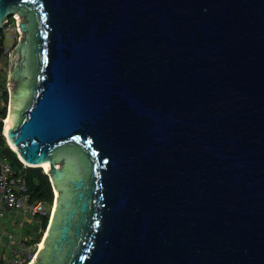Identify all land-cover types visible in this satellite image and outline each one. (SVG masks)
I'll return each instance as SVG.
<instances>
[{
	"label": "water",
	"instance_id": "1",
	"mask_svg": "<svg viewBox=\"0 0 264 264\" xmlns=\"http://www.w3.org/2000/svg\"><path fill=\"white\" fill-rule=\"evenodd\" d=\"M14 13L2 135L57 192L28 264H264V0Z\"/></svg>",
	"mask_w": 264,
	"mask_h": 264
},
{
	"label": "built area",
	"instance_id": "2",
	"mask_svg": "<svg viewBox=\"0 0 264 264\" xmlns=\"http://www.w3.org/2000/svg\"><path fill=\"white\" fill-rule=\"evenodd\" d=\"M14 15V14H13ZM13 17V16H12ZM10 22L6 18L2 22V27L0 29L5 30L6 23ZM15 37L16 40H21L22 32L18 26L15 25ZM12 37L14 34L12 33ZM17 40V41H18ZM8 49V47L6 48ZM7 52L5 47H3L2 55ZM3 67H0V121L2 123L5 121L7 116L9 105H10V81L8 80V71L6 73L5 84L1 81V72ZM8 94V99L5 101L4 95ZM2 109H5V114H2ZM3 126V125H2ZM24 163V161H23ZM24 165H26L24 163ZM21 210L24 214L36 215V214H46L50 210V206L42 201H30L29 194L27 191V186L25 178L21 174H17L9 161L8 157L1 153L0 154V216L3 215L4 210ZM8 239H13L12 233H7ZM26 238H19L15 240V245L11 248V255L8 257L7 263L9 264H28L35 255L37 251L38 243L28 244L25 241Z\"/></svg>",
	"mask_w": 264,
	"mask_h": 264
},
{
	"label": "trees",
	"instance_id": "3",
	"mask_svg": "<svg viewBox=\"0 0 264 264\" xmlns=\"http://www.w3.org/2000/svg\"><path fill=\"white\" fill-rule=\"evenodd\" d=\"M9 21H12V16L8 17ZM4 40H5V30L0 29V57L2 56L3 47H4ZM6 80V72H1V81L2 84H5ZM5 101L8 99V94L5 93L3 96ZM2 114H5V109H2ZM2 121H0V154H5L9 161L11 162L15 172L17 174H21L25 178L27 191L29 194L30 201H42L47 205H51L53 201V190L52 184L50 182L48 174H46L42 167H33V166H26L24 165L16 156L15 151H13L8 144L6 143L3 135H2ZM38 218L39 222L37 224H33L31 229H29V233L31 238L25 239L24 242L28 244L38 243L41 240L42 234L45 230L47 225L49 213L46 214H36L34 215ZM36 218V219H37ZM36 232H33L34 230ZM39 229V231H38ZM0 264H9L6 261H0Z\"/></svg>",
	"mask_w": 264,
	"mask_h": 264
},
{
	"label": "crops",
	"instance_id": "4",
	"mask_svg": "<svg viewBox=\"0 0 264 264\" xmlns=\"http://www.w3.org/2000/svg\"><path fill=\"white\" fill-rule=\"evenodd\" d=\"M34 222L27 217L21 210L5 209L2 216H0V261H6L11 255V248L15 245V240L19 238H31L29 229ZM11 225L13 228H8ZM19 226L23 231L15 233L14 228ZM13 234V239L7 238V233Z\"/></svg>",
	"mask_w": 264,
	"mask_h": 264
},
{
	"label": "rangeland",
	"instance_id": "5",
	"mask_svg": "<svg viewBox=\"0 0 264 264\" xmlns=\"http://www.w3.org/2000/svg\"><path fill=\"white\" fill-rule=\"evenodd\" d=\"M17 13H14L13 15V20L6 23L5 25V40H4V47H5V50L7 52H5L1 57H0V67H3V72H6L8 71V62H9V55H10V52L13 50L17 40H16V37H15V25L18 26V19L16 18V15ZM12 33L14 34V37H12ZM24 36V35H23ZM23 36H21V40L23 39ZM8 47V49H6ZM47 206V204H46ZM27 217L31 218L34 222V224H37L39 222L38 218L34 215H29L28 213L26 214ZM37 218V219H36ZM8 228H13L11 225H8ZM15 233H18V232H22L23 230L17 226L16 228L13 229ZM34 230V229H33ZM39 231V229H38ZM33 232H36V230H34ZM45 233V232H44ZM44 235V234H43Z\"/></svg>",
	"mask_w": 264,
	"mask_h": 264
},
{
	"label": "bare ground",
	"instance_id": "6",
	"mask_svg": "<svg viewBox=\"0 0 264 264\" xmlns=\"http://www.w3.org/2000/svg\"><path fill=\"white\" fill-rule=\"evenodd\" d=\"M15 16H16V18L18 19V21L20 22V21H21V16H20L19 14H16ZM22 36H23V33H22ZM15 56H17V55H15ZM11 101H12V99H11ZM9 109H10V105H9ZM8 112H9V111H8ZM7 114H8V113H7ZM6 117H7V116H6ZM4 132H5L6 134L8 133V124H7V120H6V118H5V123H4ZM7 135H8V134H7ZM7 141H8V143H9V145L12 147V149H14V147L12 146V144H11L10 141H9V137H8ZM14 150H15V149H14ZM19 158H20L22 161H24L25 163L29 164V165H41V166L45 169L46 172H49V164H48V162H46V161L41 162L40 164H32V163H28V162H26L20 154H19ZM52 181H53V183H54L55 201H54V202L52 203V205H51V213H52L51 219H53V217H54V214H55V208H56V205H57V192H56V186H55V181H54V178H53V177H52ZM58 193H59V192H58ZM51 213H50V214H51ZM47 234H48V230H45L44 235L41 237V240H40V242H39L38 245H37V251H36L35 255L33 256V259L35 258V256L37 255L38 251H39L40 248L42 247V245H43V243H44V241H45V239H46ZM36 257H37V256H36ZM33 259H32V260H33ZM32 260H31V261H32ZM34 260H35V259H34ZM31 261H30V262H31Z\"/></svg>",
	"mask_w": 264,
	"mask_h": 264
},
{
	"label": "clouds",
	"instance_id": "7",
	"mask_svg": "<svg viewBox=\"0 0 264 264\" xmlns=\"http://www.w3.org/2000/svg\"><path fill=\"white\" fill-rule=\"evenodd\" d=\"M19 159V158H18ZM22 163H23V161L21 160V159H19ZM25 163V162H24ZM23 163V164H24ZM26 164V163H25ZM26 166H28V165H26ZM52 205V204H51ZM51 205H49L50 206V209H51ZM48 213H50V210H49V212Z\"/></svg>",
	"mask_w": 264,
	"mask_h": 264
}]
</instances>
